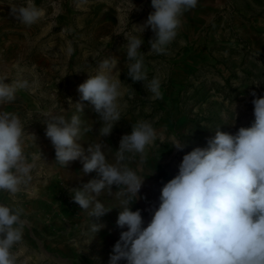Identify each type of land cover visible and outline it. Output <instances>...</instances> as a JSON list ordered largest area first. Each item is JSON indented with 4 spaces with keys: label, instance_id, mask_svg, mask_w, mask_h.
I'll use <instances>...</instances> for the list:
<instances>
[{
    "label": "rangeland",
    "instance_id": "1",
    "mask_svg": "<svg viewBox=\"0 0 264 264\" xmlns=\"http://www.w3.org/2000/svg\"><path fill=\"white\" fill-rule=\"evenodd\" d=\"M45 12L32 26L11 15V7L26 0H0V78L5 83L35 81L30 90H17L13 102L0 110L14 112L31 136H25V152L35 163L31 182L15 198L0 193V203L23 209L26 221L23 242L13 248L17 264H108L113 245L126 229L116 225L120 199H99L112 211L90 218L73 201L71 189L80 188L97 173L82 175L79 160L68 167L56 163L55 150L46 136L48 116L70 119L79 115L84 127L93 128L81 137V145L104 143L109 162L132 125L140 120L153 124L154 144L141 162L137 154L127 161L144 180L131 208L140 209L145 226L152 206L159 205L164 183L178 172L183 155L195 147H207L215 131L235 134L254 121L251 95L264 96V0H198L184 13L182 26L166 54L150 53V28L140 35L148 80L161 81V99H151L143 82L127 75L125 37L139 36L133 26L145 23L154 11L151 0H34ZM149 52V53H148ZM118 59L122 81L119 99L121 120L107 137L93 107L84 101L77 112L78 86L94 74L106 58ZM146 83V82H145ZM186 145L183 151L173 146ZM111 148V149H110ZM93 223L104 227L96 234ZM119 264H127L120 261Z\"/></svg>",
    "mask_w": 264,
    "mask_h": 264
},
{
    "label": "clouds",
    "instance_id": "2",
    "mask_svg": "<svg viewBox=\"0 0 264 264\" xmlns=\"http://www.w3.org/2000/svg\"><path fill=\"white\" fill-rule=\"evenodd\" d=\"M198 0H151L154 9L143 25L133 26L139 36L125 37L127 75L133 82H143L151 99H161V81L148 80L144 55L140 51L141 33L150 28V53L166 54L167 47L178 35L185 12L194 9ZM11 15L26 26L40 21L45 12L34 0L11 7ZM148 52V53H149ZM115 57L101 60L94 74L81 83L77 91V112H83L84 101L93 107L102 126L99 135L107 137L121 120L119 99L122 81ZM0 78V105L13 102L17 90H30L35 81L27 79L5 83ZM146 82V83H145ZM254 97V121L240 127L235 134L216 129L207 147H195L183 155L177 174L163 184L159 205L152 206L151 220L145 226L142 211L131 205L140 199L144 180L127 161L139 155L146 158V148L157 139L153 124L140 120L132 125L115 151V162H109L104 143L88 144L82 135L93 130L84 127L79 115L70 119L62 115L48 116L46 136L62 167L79 160L82 175L97 173L80 188L71 189L73 201L90 218L103 217L113 208L99 197L112 196V187L120 199L116 225L121 231L112 247L108 264H264V96ZM29 134L18 114L0 110V193L15 198L33 179L35 163L25 152V136ZM183 151L185 143L173 146ZM111 149V148H110ZM23 209L0 203V264H17L13 248L23 242L26 221ZM103 224L93 223L90 231L98 233Z\"/></svg>",
    "mask_w": 264,
    "mask_h": 264
}]
</instances>
